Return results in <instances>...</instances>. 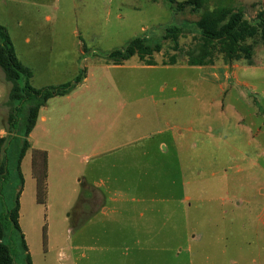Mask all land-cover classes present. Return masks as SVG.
<instances>
[{
	"label": "rangeland",
	"instance_id": "rangeland-1",
	"mask_svg": "<svg viewBox=\"0 0 264 264\" xmlns=\"http://www.w3.org/2000/svg\"><path fill=\"white\" fill-rule=\"evenodd\" d=\"M0 1L22 60L58 71L48 83L54 86L73 81L91 64L85 89L107 91L101 102L110 121L102 123L101 137L114 134L115 144L128 138L111 152L82 155L79 174L51 177L49 196L47 189L35 195L27 186L31 212L25 230L33 264H254L252 250L264 256V230L256 231L253 220L264 203L263 39L248 40L252 64H227L216 55L213 65L189 66L187 53L199 43L196 22L203 10L178 12L168 0ZM263 2L212 0L207 7L230 6L254 22ZM172 28L182 31L178 50L163 39ZM26 35L32 48L24 46ZM137 37L160 43L161 52L107 67L114 64L110 53ZM10 89L0 68L1 136L8 135ZM120 102L129 110L122 117ZM114 116L121 119L116 129ZM8 158L4 191L11 207L20 179L17 155ZM3 160L0 155V165ZM36 160L42 179L43 156ZM23 169L28 174L29 156ZM4 241L12 245L15 264H26L17 235Z\"/></svg>",
	"mask_w": 264,
	"mask_h": 264
},
{
	"label": "trees",
	"instance_id": "trees-1",
	"mask_svg": "<svg viewBox=\"0 0 264 264\" xmlns=\"http://www.w3.org/2000/svg\"><path fill=\"white\" fill-rule=\"evenodd\" d=\"M172 9L183 12L189 8L193 12L203 10L196 27L200 32L199 43L188 51L189 66L213 65L215 56L220 55L225 63L247 61L253 62L254 47L248 43L249 39L261 38L264 40V2L257 13L254 22L248 21L244 11L236 10L230 6H217L209 9L207 5L212 0H186L177 3L176 0H168ZM223 1V0H220ZM181 29H167L163 37L174 43L175 50L179 49L178 39ZM162 50L160 43H152L144 37L134 38L121 50L110 53L109 58L114 64L120 65L133 56L141 58L151 57L155 52ZM174 65L175 59L171 60ZM149 65H152L149 64ZM0 68L5 80L10 83L7 136L0 135V155L4 160L0 165V264H15L12 245L4 241L8 234H16L21 246L26 264H33L32 257L25 240V236L19 224L20 195L24 185V177L21 163L27 150L30 148L29 136L36 126L40 109L46 105L49 99L65 96L76 89L86 77V68L71 82L57 86L34 88L31 85L32 72L18 59L7 29L0 23ZM17 155L16 170L20 179V189L16 193L15 202L11 207L5 202V183L9 176V156ZM42 155L45 171L42 179L38 176V191L46 192L47 163L46 154L38 153L36 158ZM34 157V167L37 160ZM7 223L9 227H7Z\"/></svg>",
	"mask_w": 264,
	"mask_h": 264
},
{
	"label": "crops",
	"instance_id": "crops-1",
	"mask_svg": "<svg viewBox=\"0 0 264 264\" xmlns=\"http://www.w3.org/2000/svg\"><path fill=\"white\" fill-rule=\"evenodd\" d=\"M16 1L17 0L13 2L16 3ZM1 4L2 3L0 1V6ZM20 13L21 12L15 10V8L13 7L12 14L17 17V20H19L20 23H24L22 21L23 15ZM46 18L49 20L50 16H47ZM0 23L7 29L8 26L5 24L6 22H3L2 20L1 8H0ZM10 39L12 41V44L14 46L19 61L25 67L29 68L32 72V78L30 80L31 85L37 89L44 88L47 86H54L48 83L53 79L52 76L58 73V71H53L49 66H45L43 64L38 69L35 66H33L34 64L32 65L31 60L29 59L25 61L22 60V58L17 53V50L15 48L11 36ZM78 45H81V42H78ZM24 46L28 48H32L33 39L31 36L26 35L24 37ZM75 49H76V45H75ZM78 50L79 53L82 55L81 52L82 49H78ZM78 60L79 58L78 56H76L74 61L76 62L75 64H77V68L79 67L80 69L82 65L78 64ZM45 62L50 63L49 60H46ZM90 65L87 68L86 77L83 80L82 84H80L76 89H74L65 96H58L49 99L46 105L40 109L36 126L34 127V129L32 130L29 136L30 148L27 150L25 157L21 163L22 174L24 177V188L20 195L19 224L25 236L26 243L28 244L30 254L32 253L28 242L27 231L25 230V225L30 221L29 220L30 218H28L29 208L25 201L26 200L25 195H26L27 186L30 192L34 191L35 195L37 194L39 173L36 171V168L34 167L33 164L34 157L36 158V155L38 153L46 154V163H47L46 184H47V190L49 196L52 188V182L50 180L51 177L55 178L59 175L71 177L73 176V174H79L77 168V161L82 155H86L87 157H95L100 155L102 151H104V153L111 152L117 149V145L121 147L125 145L123 141L128 140V138L125 136L127 140L120 139L119 140L120 144H115L117 143V141L116 139H114L115 138L114 134H112L111 136L107 134L106 137L103 136L101 137V131L103 129L101 126L102 123H107L110 121V116L106 114L109 111V108H107V110L105 109L106 110L105 112L102 111V102H101V98L103 94L102 92H107V91H101V89L99 88H97L96 90L85 89L84 85L85 83H87V81L90 78V68H89ZM121 65L122 64L120 65L113 64V65H107V67L116 68ZM76 71L77 70H75L74 74L72 75H75ZM76 74L78 75V71ZM38 83H44V84H38ZM107 94H109V92ZM125 106H126L125 104H122V102H120L119 111L121 117L123 116L124 113H127V111H129ZM116 118L117 116L111 118L113 120L115 119L114 122L111 124L115 129L117 128L115 122L121 120V119L116 120ZM112 126H109V129L112 128ZM126 130L127 129L124 128L125 133ZM1 131H3V129L0 130V133ZM177 131L179 135L182 134L181 130H177ZM261 133L262 131L261 129H259L258 135H260ZM161 146L163 149H166V145L164 143ZM259 155L264 157V145L261 146ZM27 156L30 157V170L28 174H26V172L23 169V164ZM82 175H83L82 180L79 179L77 183L81 187L82 185L86 186L85 176L84 174ZM58 185H61V183H57V186ZM102 197L104 199L103 195ZM29 210L31 212V209ZM103 210L106 211L107 208H104ZM253 220H255L256 223V228H257L256 231L260 232L262 228L264 230V203L262 204V206H258L257 208H255V215ZM226 245L227 244L224 245V249L222 250L221 253L223 255V258H226L228 254ZM252 251L253 252H251L250 254L252 258V262L254 264H264V256L262 255V251L261 250H252ZM237 263L238 262L236 260L235 264Z\"/></svg>",
	"mask_w": 264,
	"mask_h": 264
}]
</instances>
